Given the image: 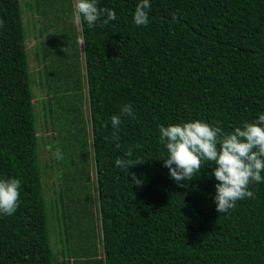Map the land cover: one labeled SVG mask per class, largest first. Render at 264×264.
<instances>
[{"label": "trees", "instance_id": "1", "mask_svg": "<svg viewBox=\"0 0 264 264\" xmlns=\"http://www.w3.org/2000/svg\"><path fill=\"white\" fill-rule=\"evenodd\" d=\"M44 2L63 24L41 41L44 105L62 104L61 155L74 170L51 207L23 2L0 0V177L22 185L14 215L0 216V264H264V183L219 213L211 163L179 187L158 138L160 125L200 119L230 132L264 112V0H151L139 27L138 0H99L116 19L79 29L72 0ZM128 103L135 115L117 141L111 117ZM117 158L139 162L128 172L142 184Z\"/></svg>", "mask_w": 264, "mask_h": 264}, {"label": "clouds", "instance_id": "2", "mask_svg": "<svg viewBox=\"0 0 264 264\" xmlns=\"http://www.w3.org/2000/svg\"><path fill=\"white\" fill-rule=\"evenodd\" d=\"M150 9L151 0H138L132 14L133 23L138 27L147 26ZM73 18L76 23L84 22L93 27L97 22L103 25L115 20L116 12L99 6V0H74ZM173 19L176 17L173 16ZM2 23L0 21V25ZM119 113L111 117L113 139L117 141L119 137L116 133L120 130L122 117L133 118L135 115L133 105L124 104ZM158 138L167 153L166 158H162L163 164L179 187H184L182 181H191L199 176L202 165L211 163V175L218 181L214 202L219 213L227 215L237 201L253 198L250 184L264 183V112L230 132L200 119L160 125ZM127 156L132 157V152H128ZM138 163L131 158L115 160V166L127 172L130 166ZM128 173L132 184H142L143 181L134 173ZM21 188L19 178L0 177V216L14 215Z\"/></svg>", "mask_w": 264, "mask_h": 264}, {"label": "rangeland", "instance_id": "3", "mask_svg": "<svg viewBox=\"0 0 264 264\" xmlns=\"http://www.w3.org/2000/svg\"><path fill=\"white\" fill-rule=\"evenodd\" d=\"M33 0H22L24 9V22L26 30V42L30 59V69L32 72V87L35 95V105L38 114V135H39V152L42 161L43 169V185L44 192L49 205L52 207L58 197V191L64 187V179L66 174L72 173L74 167L67 164L66 158L61 155L63 152L61 145L66 144L64 137L67 134L64 126V114L61 103L54 105L53 114L44 105L45 99L48 96L47 87L41 80L40 71L45 67L46 63L40 61L39 55H42L41 48L44 37L52 35L56 28H61L63 24L58 23L56 19L57 10L46 8L47 3L43 1L40 11L30 9L28 3ZM74 3V0H72ZM35 6V5H34ZM79 29L80 25L77 23ZM81 51L83 52L82 41L80 42ZM84 93L87 94V87ZM61 99V98H60ZM44 101V102H43ZM85 114H89V104L84 102ZM59 153V158L57 157ZM90 173L92 178H96V170L94 168V159H91ZM94 193L96 187L93 189ZM100 230V229H99ZM58 236L55 232L54 242L58 249L60 244H57Z\"/></svg>", "mask_w": 264, "mask_h": 264}]
</instances>
